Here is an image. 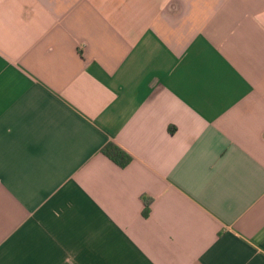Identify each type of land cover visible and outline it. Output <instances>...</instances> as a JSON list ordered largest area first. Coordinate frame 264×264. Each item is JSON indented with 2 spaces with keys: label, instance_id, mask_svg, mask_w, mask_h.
Wrapping results in <instances>:
<instances>
[{
  "label": "crops",
  "instance_id": "obj_1",
  "mask_svg": "<svg viewBox=\"0 0 264 264\" xmlns=\"http://www.w3.org/2000/svg\"><path fill=\"white\" fill-rule=\"evenodd\" d=\"M0 264H264V0H0Z\"/></svg>",
  "mask_w": 264,
  "mask_h": 264
},
{
  "label": "trees",
  "instance_id": "obj_2",
  "mask_svg": "<svg viewBox=\"0 0 264 264\" xmlns=\"http://www.w3.org/2000/svg\"><path fill=\"white\" fill-rule=\"evenodd\" d=\"M101 152L120 167L126 166L131 160V157L127 153H125L119 147L111 143L106 145L101 150ZM148 203L149 201H146L145 203V207L143 211L144 215H147L148 213V205H149Z\"/></svg>",
  "mask_w": 264,
  "mask_h": 264
}]
</instances>
